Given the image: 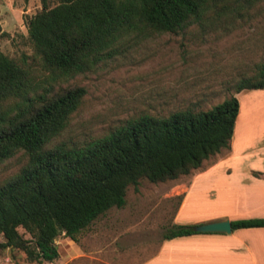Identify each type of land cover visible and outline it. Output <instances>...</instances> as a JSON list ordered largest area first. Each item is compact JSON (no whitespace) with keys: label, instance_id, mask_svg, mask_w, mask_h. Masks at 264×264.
<instances>
[{"label":"trees","instance_id":"1","mask_svg":"<svg viewBox=\"0 0 264 264\" xmlns=\"http://www.w3.org/2000/svg\"><path fill=\"white\" fill-rule=\"evenodd\" d=\"M40 1L42 10L27 28L46 84L27 61L0 52V166L18 153L27 159L0 184V249L20 251L36 264L58 258L60 236L77 242L99 217L123 208L128 188L137 191L142 180L177 181L230 150L235 95L264 89V67L258 66L235 85V95L208 110L142 114L98 138L60 141L86 90H56L54 83L95 73L124 48L154 36L253 21L264 14V0H54L53 7ZM230 223L232 232L264 228V218ZM197 234L194 226L176 225L164 240Z\"/></svg>","mask_w":264,"mask_h":264},{"label":"rangeland","instance_id":"2","mask_svg":"<svg viewBox=\"0 0 264 264\" xmlns=\"http://www.w3.org/2000/svg\"><path fill=\"white\" fill-rule=\"evenodd\" d=\"M55 4L51 0L48 7ZM41 10L40 0H0V27L4 33L0 52L27 61L35 70L36 80L46 84V73L34 56L27 28L29 19ZM121 51L95 73L54 83L56 90L76 85L86 90L60 141L80 143L98 138L142 114L167 116L185 109L208 110L235 95L234 87L241 79L253 76L258 66L264 67V14L227 30L190 27L176 35L154 36ZM238 100L239 117L230 144H235L234 157L224 163L217 177L206 180L209 183L198 182L180 217L176 214L187 188L199 181L208 168L227 159L231 148L177 181L151 184L142 180L137 191L128 188L123 208H112L99 217L77 242L57 238L58 258L42 264H150L165 242L164 235L176 225L195 227L222 216L231 220L254 218L238 217L244 211V193L239 184L247 181L240 171L248 167L246 161L255 168H264V90L242 91ZM26 161L18 153L2 164L0 184L15 175ZM228 170L229 177L225 173ZM18 233L24 239L31 238L22 228ZM221 245L229 252L236 246L244 259L249 257L247 246L239 240ZM168 252L162 254L160 264H168ZM217 262L205 264H224ZM0 264L36 263L26 261L20 251L0 249Z\"/></svg>","mask_w":264,"mask_h":264},{"label":"crops","instance_id":"3","mask_svg":"<svg viewBox=\"0 0 264 264\" xmlns=\"http://www.w3.org/2000/svg\"><path fill=\"white\" fill-rule=\"evenodd\" d=\"M246 91L248 92V90ZM251 91L258 92L259 90ZM240 94L241 92L235 95L237 99ZM238 117L239 113L237 115L236 121L238 120ZM230 148V156L227 159L222 162L220 161L208 168L205 172H203V174H201L199 181L193 183L189 188H187L184 193L182 203L177 211L176 217H180L185 204L190 198V195L198 182L203 181V183H209V181L206 182V180H209L208 178H211L212 176L217 177L215 175L219 174L221 168L224 167V163L234 157L235 144L230 145ZM245 157H247L245 158L247 160L250 159L248 155ZM249 162L250 161H246L245 163L248 164V167L245 170L242 169V171H240V175H244L247 178V181H241L239 184L241 185V191L244 193L242 203V208L244 211L238 217L241 218L240 216H253L254 218H264V168H255L253 167V164L250 165L251 163ZM255 172L259 174L258 177L253 175ZM225 173L226 176H231V170H228ZM223 219H229L231 221V217L229 216L214 218V220L217 221ZM176 239H178L177 242L175 241ZM176 239L166 240L158 255L155 259L150 261V264H160V261L162 260V254L166 250H169L168 253H170L168 254L170 257L167 258L166 262L168 264H205L207 261L211 260L214 262L219 261V263L224 264H243V262H247L248 264H264V228L240 229L233 231L230 235L226 236L192 235ZM234 240H239L241 245L247 246L246 254H249V257H251L250 259L249 257L244 259V254L239 252L238 247L236 246L233 248L230 247L229 252L221 245L228 243V241L230 242ZM255 253L258 255L256 258L254 256Z\"/></svg>","mask_w":264,"mask_h":264},{"label":"water","instance_id":"4","mask_svg":"<svg viewBox=\"0 0 264 264\" xmlns=\"http://www.w3.org/2000/svg\"><path fill=\"white\" fill-rule=\"evenodd\" d=\"M194 231L198 234L230 235L232 233V227L229 219H223L195 226Z\"/></svg>","mask_w":264,"mask_h":264}]
</instances>
